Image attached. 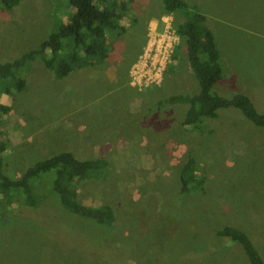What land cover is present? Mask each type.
Instances as JSON below:
<instances>
[{
	"label": "rangeland",
	"instance_id": "1",
	"mask_svg": "<svg viewBox=\"0 0 264 264\" xmlns=\"http://www.w3.org/2000/svg\"><path fill=\"white\" fill-rule=\"evenodd\" d=\"M182 1L204 17L218 52L210 93L245 95L264 114V0ZM71 13L67 0L0 3V63L36 48ZM163 15L160 0H134L106 59L62 78L34 60L19 69L18 88L0 95L3 174L17 179L60 152L103 159L106 173L81 182L77 199L114 215L110 225L77 217L43 182L34 207L0 195V264H249L237 242L215 235L224 226L243 232L264 264V129L230 107L189 130L180 125L186 105L155 106L197 92L181 44L158 84L130 85L138 50ZM187 157L203 182L182 192Z\"/></svg>",
	"mask_w": 264,
	"mask_h": 264
},
{
	"label": "trees",
	"instance_id": "2",
	"mask_svg": "<svg viewBox=\"0 0 264 264\" xmlns=\"http://www.w3.org/2000/svg\"><path fill=\"white\" fill-rule=\"evenodd\" d=\"M4 9H12L19 0H0ZM134 0H67L71 8L67 22L60 23L39 45L10 62L0 63V95L8 92V86H19V69L37 60L55 78H62L70 71L94 66L107 58L109 40L122 30L121 21L132 8ZM164 15L173 16L172 28L179 42L175 49L183 47L188 68L194 78L197 92L192 95H172L156 102L159 109L165 105H186L180 121L189 130L200 129L202 118H214L216 111L234 108L252 125L264 129V114L257 113L251 101L242 94L224 98L210 93L220 80L221 68L218 52L211 34L204 25V17L190 10L182 0H160ZM175 49L170 62L175 58ZM155 110V109H154ZM152 112L151 110L149 111ZM7 109L0 106V195L18 194L22 203L34 207L37 202L35 189L43 182L61 208L88 219L96 225H110L114 215L108 205L90 207L77 199V187L84 180L101 179L106 173V161L100 158L79 160L69 152L49 156L28 167L17 179H10L2 172V154L7 143L2 139V117ZM146 114H143V117ZM42 175H49L44 179ZM181 191L200 188L203 177L194 168L193 160L186 159L180 174ZM35 181H40L34 184ZM217 237L237 242L249 264H263L249 238L240 230L224 226L215 231Z\"/></svg>",
	"mask_w": 264,
	"mask_h": 264
},
{
	"label": "built area",
	"instance_id": "3",
	"mask_svg": "<svg viewBox=\"0 0 264 264\" xmlns=\"http://www.w3.org/2000/svg\"><path fill=\"white\" fill-rule=\"evenodd\" d=\"M165 16L160 19L162 28L154 27L152 32L149 31L140 54L130 68L129 75L133 79L130 85H135L138 89L158 84L175 46L178 45L179 39L172 28L171 17L167 15L168 19L165 20Z\"/></svg>",
	"mask_w": 264,
	"mask_h": 264
},
{
	"label": "crops",
	"instance_id": "4",
	"mask_svg": "<svg viewBox=\"0 0 264 264\" xmlns=\"http://www.w3.org/2000/svg\"><path fill=\"white\" fill-rule=\"evenodd\" d=\"M164 16V15H163ZM142 45H143V42H142ZM142 45H141V47H142ZM141 50V48H139V50L138 51H140ZM136 56V55H135Z\"/></svg>",
	"mask_w": 264,
	"mask_h": 264
}]
</instances>
